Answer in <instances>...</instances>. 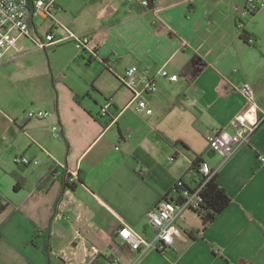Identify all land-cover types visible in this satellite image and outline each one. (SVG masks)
<instances>
[{"label":"crops","instance_id":"crops-1","mask_svg":"<svg viewBox=\"0 0 264 264\" xmlns=\"http://www.w3.org/2000/svg\"><path fill=\"white\" fill-rule=\"evenodd\" d=\"M245 5L100 0L77 33L90 38L87 51L61 42L52 55L68 58L43 64L20 59L32 46L22 41L23 50L0 59V264H264V119L228 158L206 139L213 130L234 132L239 114L250 124L262 118L241 92L250 83L264 109V61L247 57L258 53L240 35L264 46L258 32L237 26L235 8ZM252 17L264 20V7ZM134 65L179 75L156 77V90L143 96L152 113L127 106L132 93L121 77ZM194 65L195 74L187 70ZM107 99L115 122L100 115ZM32 108L49 115L29 118ZM197 156L231 203L207 227L200 213L184 211L164 253L140 255L123 244V225L154 236L148 212L166 196L180 199L174 187L182 178L195 185L189 171Z\"/></svg>","mask_w":264,"mask_h":264},{"label":"built area","instance_id":"built-area-1","mask_svg":"<svg viewBox=\"0 0 264 264\" xmlns=\"http://www.w3.org/2000/svg\"><path fill=\"white\" fill-rule=\"evenodd\" d=\"M130 2L138 1L142 6L148 7L151 0H128ZM58 0H0V59L7 53L12 51H21L22 41H27L42 50H48L53 45L65 41L76 42L82 50L87 51L90 38L86 35L75 33L66 23L62 22L54 13ZM264 7V0H246L244 7H236L237 26L243 30L248 17L256 13ZM41 17L44 21L50 20L49 29L44 32L42 25L39 27L34 22V18ZM61 29L62 35H56L54 31ZM247 42L250 45L257 44L254 36L247 34ZM94 53V52H93ZM161 76L176 81L179 78L177 74H170L166 68H160L153 71L150 67L143 69L134 65L126 70V73L121 77L122 84L127 87L132 93V99L129 105H135L138 111L145 110L147 113H152L153 109L148 106L147 101L143 96L152 93L157 88L156 77ZM241 92L247 103L255 110H259L262 118L257 119L253 124H250L248 118L244 114H239L233 121L235 126L234 132H229L225 129L210 131L207 136V142L210 149L216 151L222 156L228 158L233 155L239 147L247 144L252 133L264 119V109L256 102L255 91L250 83H245ZM29 118H45L49 115L48 111L41 109H30L27 112ZM100 115L107 118L111 122L117 120L118 114L114 109L113 102L110 99L104 101L100 108ZM56 126L53 127L54 135H56ZM264 162V156H260ZM17 163L30 164L31 161L23 156L15 158ZM36 163L38 160L35 161ZM201 173L211 179L215 175V171L211 168L207 161H203L200 169ZM205 181V183L207 182ZM182 185V182H178ZM194 186L191 190H184L180 199H161L148 212L149 223L154 229V236L147 238L144 235H138L129 226L123 225L117 231V237L123 244L127 245L131 250L140 255L145 252L155 249L164 253L169 247L174 244L175 236L179 233L177 220L186 210L197 212L201 203V191L203 186ZM119 259L116 258L111 264H118Z\"/></svg>","mask_w":264,"mask_h":264},{"label":"rangeland","instance_id":"rangeland-1","mask_svg":"<svg viewBox=\"0 0 264 264\" xmlns=\"http://www.w3.org/2000/svg\"><path fill=\"white\" fill-rule=\"evenodd\" d=\"M100 0H59L58 3L60 4V8H55L54 13L56 16L64 23H66L74 32L79 33L80 28L89 27L90 21H92V15H94V12L96 8L98 7V3ZM108 1V0H103ZM115 3H122L123 0H113ZM36 24L38 26L43 25L44 29L39 30V32H44V30L49 29V26L51 25V21L47 20L44 21L43 18L36 17ZM246 25H248L249 30L258 32V40L263 44L264 46V20L262 18H253L251 15L246 20ZM251 35V34H250ZM254 36V35H252ZM255 37V36H254ZM256 39V37H255ZM257 40V39H256ZM72 43H76L72 41ZM247 45H249L247 43ZM249 47H252V49H256V54L251 53L247 55L249 59L252 61H255L256 57L261 58V61H264V49H257V45H250ZM57 48V47H56ZM53 48L45 51L40 50L36 46L32 45L31 49L27 52H25L21 58H28L31 60H36L41 63H47L49 60L54 61H63L68 58V54H64L63 52H58L57 54L52 55ZM60 51V50H59ZM255 53V50H254ZM21 55V54H20ZM6 59L2 60L5 61ZM24 71H16L12 74L14 77H18V79H22ZM6 79H10V76L5 75Z\"/></svg>","mask_w":264,"mask_h":264},{"label":"trees","instance_id":"trees-1","mask_svg":"<svg viewBox=\"0 0 264 264\" xmlns=\"http://www.w3.org/2000/svg\"><path fill=\"white\" fill-rule=\"evenodd\" d=\"M253 15H255V13H253ZM240 38L247 42V36L244 33L240 35ZM197 67L198 65H194L192 68L187 67V70L195 74V69ZM203 161L204 160L202 158L197 156L191 165L189 174L191 175V179L195 185H189L185 179L182 178L180 180L182 185H179V183L175 184L174 190L177 193H182L184 190H191L192 187L200 186L205 183L207 177L200 171ZM216 178L217 175L215 173L211 179L207 180L200 194L201 203L197 213L202 215L204 227H207L213 220H215L217 215L220 214L232 201L227 191L217 183ZM66 180L65 186L74 188V185H70L68 183L67 178ZM165 198L168 197L166 196Z\"/></svg>","mask_w":264,"mask_h":264}]
</instances>
